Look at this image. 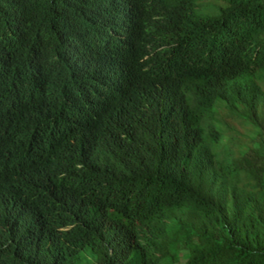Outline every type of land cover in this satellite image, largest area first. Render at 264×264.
Listing matches in <instances>:
<instances>
[{
    "label": "trees",
    "instance_id": "trees-1",
    "mask_svg": "<svg viewBox=\"0 0 264 264\" xmlns=\"http://www.w3.org/2000/svg\"><path fill=\"white\" fill-rule=\"evenodd\" d=\"M0 264H264V0H0Z\"/></svg>",
    "mask_w": 264,
    "mask_h": 264
}]
</instances>
